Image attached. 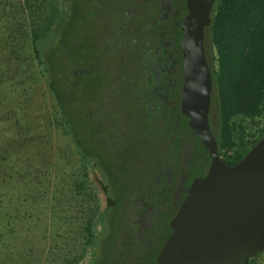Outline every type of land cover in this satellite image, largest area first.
Wrapping results in <instances>:
<instances>
[{"label": "flooded vegetation", "instance_id": "flooded-vegetation-1", "mask_svg": "<svg viewBox=\"0 0 264 264\" xmlns=\"http://www.w3.org/2000/svg\"><path fill=\"white\" fill-rule=\"evenodd\" d=\"M65 2L56 0L52 25L59 23L67 7L65 25L77 34L80 45L104 48L108 97L112 104L120 101L124 106L119 129L126 150L121 155L129 162L111 168L110 174L105 172L104 178L97 181L71 140L103 196V205L109 202L114 207V228L108 226L106 233L113 231L111 245L121 256L116 261L159 264V253L167 245L181 211L192 212L194 201L209 199L214 192L213 182L240 161L237 156L245 148L222 147L221 123L213 101L218 52L213 32L207 40V27L213 25L219 0L214 1L210 24L203 29L204 54L212 81L207 125L198 95L192 110L186 95L190 70L198 72L199 67L200 35L191 12L202 1ZM99 95L91 96L98 100ZM74 106L86 108L81 102ZM103 184L107 185L110 200L103 193Z\"/></svg>", "mask_w": 264, "mask_h": 264}, {"label": "rangeland", "instance_id": "rangeland-1", "mask_svg": "<svg viewBox=\"0 0 264 264\" xmlns=\"http://www.w3.org/2000/svg\"><path fill=\"white\" fill-rule=\"evenodd\" d=\"M55 8L56 0H0V264H83L85 222L94 234L99 229L95 220L103 196L34 56L32 31L52 25ZM91 52L84 61L107 79L98 87V102L89 107L103 126L99 134L108 140V153L117 155L126 150L119 129L124 106L108 97L104 48L94 45ZM236 121L249 145L264 128V111ZM250 260L264 264V252Z\"/></svg>", "mask_w": 264, "mask_h": 264}, {"label": "trees", "instance_id": "trees-1", "mask_svg": "<svg viewBox=\"0 0 264 264\" xmlns=\"http://www.w3.org/2000/svg\"><path fill=\"white\" fill-rule=\"evenodd\" d=\"M67 14L66 7L55 27L33 29L34 56L61 109L67 133L82 159L95 172L96 180L100 181L105 172L110 174L111 168L125 166L129 158L121 153H108V140L99 134L103 126L96 123V116H91L94 110L89 106L98 102L91 95L99 94L97 89L104 86L107 76L102 71L97 72L94 63L84 61V58L93 57L91 47L94 46L80 45L77 34L65 25ZM208 31L207 40L212 38L213 32L218 52L213 70V101L221 123V145L228 148L244 145L236 159L241 160L264 136L263 128L249 145L244 143L243 128L236 121L239 117H258L264 111V0H219ZM82 96L88 99L81 100ZM80 102L86 108L74 106ZM122 148L119 146L118 151ZM103 186V193L110 200L107 185ZM76 187L78 192L83 191V182L79 180ZM113 211L109 202L100 209L95 220L99 228L97 234L92 231L91 222H85L88 251L83 257L84 264H121L120 260L116 261L121 256L111 245L113 231L106 233L108 226L114 228ZM79 259L80 256L75 260ZM246 264L255 263L249 260Z\"/></svg>", "mask_w": 264, "mask_h": 264}, {"label": "water", "instance_id": "water-1", "mask_svg": "<svg viewBox=\"0 0 264 264\" xmlns=\"http://www.w3.org/2000/svg\"><path fill=\"white\" fill-rule=\"evenodd\" d=\"M199 1L202 3L191 12L200 35L199 67L198 72L190 70L186 95L191 110L198 95L207 125L212 81L204 54L203 29L210 24L215 0ZM207 131L210 134L208 127ZM212 186L214 192L209 199L194 201L192 212L181 211L167 245L159 253V264H246L264 252V136L238 163L225 169Z\"/></svg>", "mask_w": 264, "mask_h": 264}]
</instances>
